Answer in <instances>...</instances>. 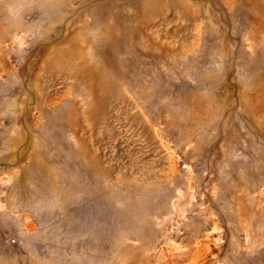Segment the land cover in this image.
<instances>
[{
	"label": "rangeland",
	"instance_id": "obj_1",
	"mask_svg": "<svg viewBox=\"0 0 264 264\" xmlns=\"http://www.w3.org/2000/svg\"><path fill=\"white\" fill-rule=\"evenodd\" d=\"M0 264H264V0H0Z\"/></svg>",
	"mask_w": 264,
	"mask_h": 264
}]
</instances>
